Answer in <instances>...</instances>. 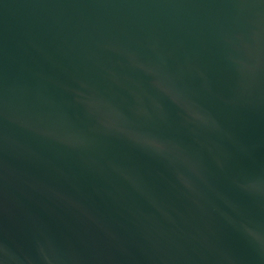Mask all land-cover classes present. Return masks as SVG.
I'll return each mask as SVG.
<instances>
[{
  "label": "water",
  "instance_id": "1",
  "mask_svg": "<svg viewBox=\"0 0 264 264\" xmlns=\"http://www.w3.org/2000/svg\"><path fill=\"white\" fill-rule=\"evenodd\" d=\"M0 264H264V0H0Z\"/></svg>",
  "mask_w": 264,
  "mask_h": 264
}]
</instances>
